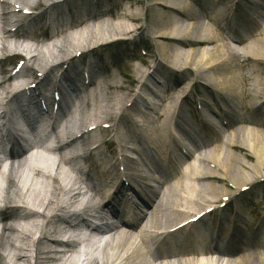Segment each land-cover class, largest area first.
<instances>
[{
    "label": "bare ground",
    "instance_id": "1",
    "mask_svg": "<svg viewBox=\"0 0 264 264\" xmlns=\"http://www.w3.org/2000/svg\"><path fill=\"white\" fill-rule=\"evenodd\" d=\"M145 2L142 17L132 11L142 4L136 1L126 8L122 0H0L2 128L15 127L7 121L8 108L30 120L57 118L47 139L56 150L41 154L24 144L19 157L20 148L12 146V163L0 170V264H136L143 257L140 247L150 241L157 243L155 261L161 264H264V216L257 218L250 209L264 201V0ZM139 32L151 36L156 52L130 77L124 64L129 54L122 52L133 49ZM103 45L106 55L99 52ZM18 59L20 68L11 65ZM36 71L41 75L28 84ZM192 76L197 82L176 89L181 77L180 85ZM157 92L165 97L153 111L150 101L159 98ZM216 120L224 130L219 145L210 135L219 128ZM243 123L251 129L239 127ZM118 125L140 161L128 157L133 148L120 141L124 161L108 140L107 130ZM176 138L196 153L174 179L176 170L171 176L162 159L179 163L187 157ZM204 140L209 145L202 149L195 144ZM78 163L86 168L82 178ZM143 166L147 172L161 170L164 181L148 203L150 218L137 223L135 235L102 222L103 245L79 248L72 242L66 252L58 250L63 229H78L85 222L83 211L93 208L104 190L111 193L113 214L135 208L136 198L132 201L122 185ZM122 167L130 170L125 179Z\"/></svg>",
    "mask_w": 264,
    "mask_h": 264
},
{
    "label": "rangeland",
    "instance_id": "2",
    "mask_svg": "<svg viewBox=\"0 0 264 264\" xmlns=\"http://www.w3.org/2000/svg\"><path fill=\"white\" fill-rule=\"evenodd\" d=\"M123 1V4H125L126 5V8L127 7H129V5L130 4H134V1H136V2H142V4H137V5H134V7H133V12H138L139 14H141L142 13V17H143V15L145 14V7L146 6H148L147 4H146V2H145V0H122ZM190 4H193V0H191V2H189ZM128 4V5H127ZM198 13H200V11L198 10ZM210 16H213V12H211L210 11ZM150 14L148 13V16H149ZM207 24H210L211 25V23H208L207 21H205ZM144 24L143 23H141V26H143ZM9 27H11V26H9ZM56 40H58V41H56ZM56 40L54 39L53 41H49V42H46V44L44 45V46H41V49H43V50H45V48L46 47H48V46H51L52 45V43L53 42H61L59 39H57L56 38ZM134 40H135V42L136 43H134V45H133V49L130 51V52H128V51H124V52H122V53H124L125 54V57L128 55V57L125 59V62H124V64L126 65V67H127V69H128V73L130 74V77H133V75H135V73H134V71L137 69V68H142V60L144 59V58H146L147 59V55L150 53V52H156V50H155V47H154V44H153V41L151 40V36L150 35H142V32H139V33H137V34H135L134 35ZM111 42V41H110ZM26 44V43H25ZM100 47V46H99ZM105 48V49H104ZM114 48V46L113 45H110V50L111 49H113ZM47 49V48H46ZM88 49H84V51H87ZM98 50V49H97ZM109 50V51H110ZM101 51H106V46L104 47V45L102 46V48H100L99 49V52H101ZM114 52V51H113ZM106 55V52L105 53H103V55ZM114 55H115V52H114ZM21 58H24V57H21ZM20 60H22V59H18V60H15L13 63H11V65H14V66H16V64L18 65L19 64V61ZM153 60V59H152ZM152 60L151 61H148V64H146V63H144V64H146L147 66L146 67H150L151 65H152ZM157 61H156V64L159 62V60L158 59H156ZM9 69H11V67L9 66L8 67ZM40 68L39 67H37V69H35V70H37V71H41V70H39ZM143 69V68H142ZM36 71V72H37ZM37 73H35V75H36ZM179 75V74H178ZM182 79H184L183 77H181V80ZM190 79V81L188 82V81H186V82H184L183 84H181L180 85V83L182 82L181 80H180V82H178V87H176V89L177 90H179L181 87H184L185 89H187L188 87H189V85H192L193 84V82H197V80L195 79V77L193 78V76L192 77H190L189 78ZM124 81V80H123ZM123 83H125L124 85H125V87H127V86H129L130 84H129V81L128 80H125ZM197 88H199V87H195V90H198ZM89 93H92V92H89ZM195 94V93H194ZM190 100H192V99H190ZM88 112H90V111H88ZM128 114H131V113H129L128 112ZM127 117H128V115H127ZM129 118H130V115H129ZM118 119L119 118H116V121H118ZM125 119H127V120H129L128 118H126V116H125ZM116 121H114V124L116 123ZM130 124H131V126H132V129H136L137 128V126L132 122V119L130 120ZM112 124L111 123H108V124H106V126H111ZM119 125H118V128L116 129V130H112V129H110V130H107V133H106V135H108L109 137H108V140H112V142H114V144H115V146H116V149H117V151L119 152V140L118 141H116L115 142V135L117 134L116 132H118L119 131V133H120V131L123 129V127L121 126L120 127V129H119ZM239 127H244V128H247V129H251V126H249V125H247V124H245V123H243V124H240V126ZM258 128H259V126H258ZM230 132V131H229ZM125 133V132H124ZM127 133V132H126ZM118 135V134H117ZM122 137V136H121ZM136 137V136H135ZM126 138V140H127V136L125 137ZM220 137H218V141H217V144L219 145V144H221L222 142H223V138L221 139V141H220V139H219ZM124 139V138H123ZM172 145V144H171ZM105 150V149H104ZM243 153V152H242ZM246 155H248V153H243V155L242 154H240V156H243L244 158L246 157ZM246 163H251V162H249L247 159H246V161H245ZM77 167H79V166H77ZM181 171H182V169H181ZM176 178V177H175ZM174 181H176V180H174ZM264 184V183H263ZM256 201H257V199H255ZM253 201H254V199H253ZM250 209H253L254 210V214H255V216L257 217V218H260V217H262V216H264V201L262 202V203H259L258 202V204L256 203V205L255 206H250ZM246 227V229H249V225L248 226H245Z\"/></svg>",
    "mask_w": 264,
    "mask_h": 264
}]
</instances>
